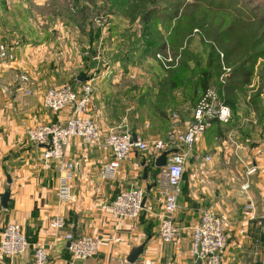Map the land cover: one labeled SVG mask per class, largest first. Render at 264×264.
<instances>
[{"label": "crops", "instance_id": "0c3cea01", "mask_svg": "<svg viewBox=\"0 0 264 264\" xmlns=\"http://www.w3.org/2000/svg\"><path fill=\"white\" fill-rule=\"evenodd\" d=\"M98 2L102 4L99 0L95 4ZM81 4H87V0ZM74 6V0H0V50L6 49L15 57L13 62L0 61V195L6 190L10 192L9 208L0 206V235L4 226L12 223L21 229L31 245L25 254L6 259L4 264H34L33 250L37 245L46 248L47 264H127L130 250L143 243L144 248L135 264H201L190 257V236L180 235L173 243L164 244L159 239L158 227L150 225L155 223V216L161 208L151 173L143 178L147 164L140 153L128 156L115 179L103 180L99 176V170L111 160L103 138L116 125L126 129L128 126L123 123L125 118L122 123L113 125L107 114L109 106L114 103L111 95L116 90L119 93L120 87L108 85L106 72L99 70L100 59L95 62L81 56V50L93 51L94 42L89 33L92 26L69 19ZM99 30L98 39L103 40L105 29ZM86 69L96 70V73L89 72L97 105L92 118L101 136L93 144L71 138L64 146V160L74 164L72 191L76 202L61 203L57 198L59 173L53 165L41 161V149L28 142L26 130L37 124H63L69 118V109L59 114L45 110L43 95L50 87L75 82L74 78ZM21 74L28 75L33 83L30 96H25L17 88ZM133 89L137 90L141 101H144L145 94H148L147 99L156 95L150 90L145 93L140 87ZM123 90L127 89H122L121 93ZM255 115L251 112L248 118L252 143L241 150L245 161L251 164L246 170H256V174L249 178L251 186L258 191L257 195H251L254 206L251 212L239 214L234 208L235 200L230 198V191L235 189L233 178L236 171L231 170L228 162L235 156L230 150L225 151L226 140L222 141L224 150L220 144L213 143L215 152H206L212 158L210 163H205L211 165L208 174L214 176L212 185L207 178H199L202 167L197 170L195 164L198 163L192 164L189 160L186 168V193L181 196L183 202L179 208L187 213L195 209L198 215L192 217L194 221L202 211L224 219L228 244L223 253V264H264V134L259 141L254 138L257 131ZM136 116L143 118L142 113ZM139 124L132 133L144 139L148 136L145 126L149 124L145 123L144 127ZM131 187L146 189L143 211L136 220L114 218L110 212L111 202L120 192ZM185 196L187 203H184ZM194 202L197 206L192 205ZM55 216L65 219L61 231L49 227ZM147 228H150L149 236ZM64 233L98 238L101 245L97 255L84 261L71 260L67 243L61 237Z\"/></svg>", "mask_w": 264, "mask_h": 264}, {"label": "rangeland", "instance_id": "374dc122", "mask_svg": "<svg viewBox=\"0 0 264 264\" xmlns=\"http://www.w3.org/2000/svg\"><path fill=\"white\" fill-rule=\"evenodd\" d=\"M96 1L94 0L92 5L87 1V4H84V13L76 14L77 8L74 6V12L70 11L72 15L68 16L72 20L90 23L94 32L96 28L105 29L103 40L98 39L100 36L94 38L93 54L90 59L95 62L100 59L99 70L106 72L108 85L120 87L119 93L116 90L111 95L114 103L109 106L107 114L113 125L122 123L125 118L123 123L128 129L119 128L117 125L112 129L132 132L138 122L139 126L143 127L148 123L144 131L148 132L149 138L146 136L144 139H161L172 114L178 116L181 126L191 121L193 108L206 87L224 89L227 102L237 104V114L233 116L229 125L221 128L222 133L213 132L212 129L207 131L197 141L196 151L201 155H209L206 152L213 154L215 152L213 143H217L221 145L222 150H230L234 154L235 157L230 158L228 164L231 170L236 171L233 178L236 211L242 213L244 194L240 191L241 186L249 184L247 191L249 196L253 193L257 195L258 192L251 186L249 179L256 174V170L251 175L248 174L249 169L246 170V167L251 164L245 161L241 152L252 143L253 137L249 131L251 112L255 113L257 118L254 138L257 137L259 141L264 134V0H138L135 3L129 2V9L126 12L116 9V5L123 4L125 0H99L102 4L100 2L95 4ZM73 14H76L75 17ZM146 18L149 20L143 23ZM186 22L192 25L184 40L187 46L185 49L172 50V46L179 41L180 29H186ZM162 24L165 26H161ZM160 45L168 46L170 53L178 57L179 64L175 66L182 63L180 55L183 49V52L189 53V59L192 60L187 63L188 71H183L185 80L182 73H174L167 78L169 76L167 73L178 66H172L175 68L170 70L159 66L156 53ZM80 54L82 57H90L89 50H81ZM223 67L229 71L226 83L222 86L219 77ZM240 69L250 73V76L247 79L242 78L240 72L237 73ZM90 71L86 69L84 73L78 75L76 72V78L86 75L89 79ZM93 72L96 73V70ZM234 74L235 78L232 77ZM203 80L207 86L201 88ZM74 84L75 82L70 83L72 86ZM133 87L135 89L140 87L145 93L149 90L154 93L166 89L175 90L166 102L159 99L156 102L154 96L147 99L148 94H145L144 101L140 102L137 90L135 92ZM228 87L231 95L226 92ZM122 89L127 90L121 93ZM255 103H260L258 111L252 106ZM138 113H142V119L137 118ZM223 140H226L225 146L222 145ZM140 155L147 165L151 163L152 152L146 151ZM210 166L195 164L197 170L202 167L199 170V178H207L212 185L214 176L208 174ZM152 171L153 169H150V173ZM181 198L179 205L183 202ZM187 202L188 198L185 196L184 203ZM194 204L197 206L196 202L192 203L193 206ZM160 214L161 211L155 216V223L152 222L150 225L159 226ZM194 214L193 208L190 213L179 208L175 218L179 236H190L191 227L197 222L193 218L198 214Z\"/></svg>", "mask_w": 264, "mask_h": 264}, {"label": "built area", "instance_id": "2783aa9c", "mask_svg": "<svg viewBox=\"0 0 264 264\" xmlns=\"http://www.w3.org/2000/svg\"><path fill=\"white\" fill-rule=\"evenodd\" d=\"M157 60L165 69L175 66L178 57H174L168 49L156 54ZM14 54L6 49L0 50V61L13 62ZM219 77L220 84L226 83L229 69L222 68ZM33 83L26 74H21L17 79V88L25 96L31 95ZM42 107L53 113L59 114L69 109L70 116L63 124L51 122L37 124L26 130L28 142L40 147V159L44 164L53 165L58 171L57 198L61 203L76 202L72 189L74 164L66 162L64 146L71 138H78L84 143L93 144L100 140V133L92 118L97 110L94 102V85L90 81L79 83L77 86L64 84L59 87H50L42 98ZM232 112L225 102L224 89L208 87L202 91L191 116V121L181 126L178 116L172 114L168 128L161 139H143L136 134L132 140V132L128 130L110 129L103 138V144L110 150L111 160L99 170L103 180L116 178L120 165L133 153L150 151L155 160L162 152L176 150L166 156L165 165L159 168L154 187L157 202L161 208L159 216L158 236L162 243L171 244L179 236L176 225V213L179 210L181 197V184L189 160L194 163H210L209 155H201L196 151L197 141L212 127L219 123L222 127L229 125ZM147 127V125H146ZM47 147H44L46 146ZM255 170L249 169L251 175ZM249 184L242 185L240 191L244 194L243 212L254 209L251 196L247 194ZM147 191L141 187H131L120 192L111 202L110 212L116 219L136 220L144 209L143 199ZM230 198L236 203V189L230 191ZM264 219V208L263 216ZM65 226L62 216H55L49 222V227L61 231ZM62 239L68 243L67 251L73 261H84L95 257L99 251L101 241L93 236L75 237L71 233L62 234ZM227 247L226 223L209 211H202L190 233V257L201 264H223V253ZM30 246L21 229L12 223L4 226L0 235V264L6 259L21 256L29 250ZM34 264H47L48 253L42 245H37L33 250ZM143 264V263H140Z\"/></svg>", "mask_w": 264, "mask_h": 264}, {"label": "trees", "instance_id": "16d2710c", "mask_svg": "<svg viewBox=\"0 0 264 264\" xmlns=\"http://www.w3.org/2000/svg\"><path fill=\"white\" fill-rule=\"evenodd\" d=\"M83 1H85V0H74V5L77 8L76 14L84 13L85 6H84V4H81V2H83ZM87 1H88V3L90 2L91 5H92V3H93L94 0H87ZM137 1L138 0H125V2L123 4L116 5V9L117 10H121V12H126L129 9V5H128L129 2L135 3ZM75 15L73 14L74 17H75ZM71 18H73V17H71ZM147 20H149V19H147V18L144 19L143 20V23H145V21H147ZM161 26H165V25L162 24ZM185 27H186V29H183V28L180 29L179 41L174 46H172V48H173L172 50L181 49V48H184L185 49L186 48L187 43L184 42V40L186 38V35L188 34V31L192 28V25L190 23L186 22L185 23ZM89 33H91V38H92V40H94V38L96 39V37L97 38L99 37L100 30L96 28V30L94 32L92 29H90ZM150 48H152V45L150 46ZM166 49L170 50V48L168 46H166V45L165 46L160 45V49H159V51L156 54L162 53ZM184 49L182 50V55H180V57L182 56V63L179 66L177 65L178 67L175 66V67H177L175 70H170V69L175 68V67H171V68L167 69V70H170V72L167 73V75L169 74V76L167 78L171 77V75L174 74V73H182L183 79L185 80V73L184 72L185 71H188L187 63H189V61L192 60V59H189V56H188L189 53L183 52ZM92 54H93V52L91 51L89 58H92ZM157 62H158L159 66L161 68H164L162 66V64L158 60H157ZM239 72H240V76L242 78H246L247 79L250 76V73L245 72L243 69H240V71H238L237 73H239ZM232 77L235 78V74L232 75ZM74 81H75V84L74 85H78L79 84L78 81H77V78ZM206 86H207V83H206L205 80H203L202 83H201V88L206 87ZM178 87H180V86H178ZM206 88H208V87H206ZM229 89L230 88L228 87L226 89V92H227L228 95L229 94L231 95L232 93H231V90H229ZM174 90L175 89H166L165 91H160V92H157L156 91V95H155L156 100L155 101L157 102L158 99H159L162 102H166V99L167 98L169 99L172 96ZM141 100L142 99H140V102H141ZM225 102L229 106V108L231 109V112H232V120H233V118H234L233 116H235L237 114V104L232 105L229 101L227 102L226 99H225ZM252 106L254 107V109H256V111H258L257 107L260 106V103H258V104H256V103L255 104H252ZM221 128H222V126L219 123H213V125H212V127L210 129H212L213 132L220 131L222 133V129ZM154 161L155 160H153V158H152L151 159V163H149L148 165H146V168H145L146 174H148V172H150V169H153V171L151 172V177L153 178V182L156 179L157 173L159 171V168H155L154 167ZM185 176H186V171L183 173V177H182L181 196L186 193L185 192V189H184ZM151 186H153V184L152 185H149V187H151ZM7 208H9V204L7 205ZM146 230H147L148 236H149L150 235V233H149L150 228H147ZM28 243H29V246L31 247L29 241H28Z\"/></svg>", "mask_w": 264, "mask_h": 264}, {"label": "water", "instance_id": "95a60500", "mask_svg": "<svg viewBox=\"0 0 264 264\" xmlns=\"http://www.w3.org/2000/svg\"><path fill=\"white\" fill-rule=\"evenodd\" d=\"M88 80V77L86 75H80L79 77H77V81L79 83H83L86 82ZM132 140L135 141L136 140V134L132 133ZM44 147H47L44 146ZM172 152H176V150H172V151H164L162 152L154 161V167L155 168H161L165 165V161H166V156ZM144 179H146V173L144 174ZM8 183H10V179H8ZM150 189V187L148 188ZM9 197H10V192L9 190L4 191L1 195H0V206L3 209L7 208L8 202H9ZM145 199H143L142 205H144ZM263 231H264V219H263ZM68 246V243L66 244V247ZM144 248V243L133 247L127 258H126V262L127 264H135V262L137 261L138 257L140 256V254L142 253V250Z\"/></svg>", "mask_w": 264, "mask_h": 264}]
</instances>
